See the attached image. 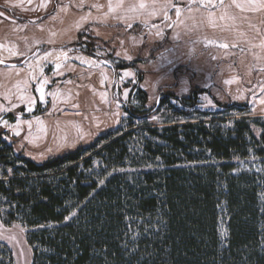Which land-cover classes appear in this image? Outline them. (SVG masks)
<instances>
[{"label": "trees", "instance_id": "trees-1", "mask_svg": "<svg viewBox=\"0 0 264 264\" xmlns=\"http://www.w3.org/2000/svg\"><path fill=\"white\" fill-rule=\"evenodd\" d=\"M83 52L96 56L89 44ZM156 110L129 106L125 129L41 162L0 135V214L33 229L32 264H264V118L240 104L160 126L132 121ZM251 156L259 171L234 162ZM127 167L148 168L118 171ZM11 260L0 245V264Z\"/></svg>", "mask_w": 264, "mask_h": 264}, {"label": "rangeland", "instance_id": "rangeland-1", "mask_svg": "<svg viewBox=\"0 0 264 264\" xmlns=\"http://www.w3.org/2000/svg\"><path fill=\"white\" fill-rule=\"evenodd\" d=\"M53 2L60 8L58 18L71 11L82 25L75 42L84 44L72 51L83 52L89 44L99 65L77 69L63 63L55 70L46 65L42 79L33 83L20 68L13 69L11 97L0 96V135L15 152L41 162L88 145L109 131L125 129L129 106L140 113L157 109L132 120L136 125L184 122L205 111L227 114L240 104L247 106L243 115L264 118V0H0L6 35L22 45L31 25L50 17L40 19ZM51 21L32 32L37 39L74 37L73 24L60 28ZM45 45H35L25 56L22 50L9 61L22 66L38 51L62 48ZM123 63L130 65L117 67ZM181 98L190 99L184 103ZM180 111L187 116H178ZM252 128L258 135L259 127ZM234 162L243 170L262 167L255 156ZM31 230L18 222L5 224L0 214V245L11 253V264H32Z\"/></svg>", "mask_w": 264, "mask_h": 264}, {"label": "crops", "instance_id": "crops-1", "mask_svg": "<svg viewBox=\"0 0 264 264\" xmlns=\"http://www.w3.org/2000/svg\"><path fill=\"white\" fill-rule=\"evenodd\" d=\"M59 13H60V8L57 7L48 19L36 23L35 25H31L33 27L31 30L33 32L34 30H36L38 25H43L44 23L49 22L50 20H53L51 22L56 27H60V28H63L62 26H65L67 23L70 22V24L71 25L73 24L74 26L72 28L73 31L72 33L74 34L73 35L74 37L72 39H68V40L60 39L58 41L45 42L37 39L36 35H34L31 32V34H29L27 38L23 40V43L21 45L20 43H17L15 38H12L10 35H6L5 33L6 30L4 31L5 25L1 24V21H3V19L0 18V30L2 32V33L0 32V59L9 61L18 58L19 55L24 53L23 51L26 50L27 52L22 56L28 55V50H30L37 44L44 43L50 45L53 44L66 45L75 42L77 33L80 31V28L82 26L80 23H77V15L75 14L72 15L73 12L69 11L67 14L65 13V16L58 18ZM68 26L70 27V25ZM14 47L18 48L19 50L18 51L14 50L15 49ZM23 47L25 48L22 49ZM45 51L46 53L42 55H40V51L36 52L31 57H29L22 66H10V67L0 66V96H4L6 98L7 96L11 97V89H12L11 77L14 68H20L21 73H25L27 79L33 83V81L35 80L42 79V76H44V67L46 65L53 66L54 70L55 67L59 68V66L62 65L63 63H71V64L73 63L77 69L78 68L94 69L96 65H99L95 57L83 52H73L72 47L50 49ZM37 99L38 101H40V97L38 94H37ZM0 111L1 112L3 111L1 109V105H0Z\"/></svg>", "mask_w": 264, "mask_h": 264}, {"label": "water", "instance_id": "water-1", "mask_svg": "<svg viewBox=\"0 0 264 264\" xmlns=\"http://www.w3.org/2000/svg\"><path fill=\"white\" fill-rule=\"evenodd\" d=\"M99 61L104 64L105 66L107 67H112L110 63H108L106 60L100 58ZM20 63H16V62H13V61H7V60H2L0 59V66H4V67H10V66H17L19 65Z\"/></svg>", "mask_w": 264, "mask_h": 264}]
</instances>
